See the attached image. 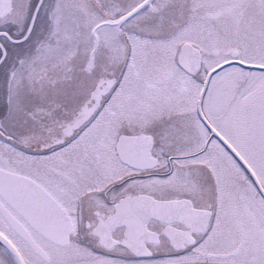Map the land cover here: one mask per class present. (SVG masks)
<instances>
[{
    "label": "snow or ice",
    "instance_id": "6c2138e0",
    "mask_svg": "<svg viewBox=\"0 0 264 264\" xmlns=\"http://www.w3.org/2000/svg\"><path fill=\"white\" fill-rule=\"evenodd\" d=\"M0 264H264V0H0Z\"/></svg>",
    "mask_w": 264,
    "mask_h": 264
}]
</instances>
